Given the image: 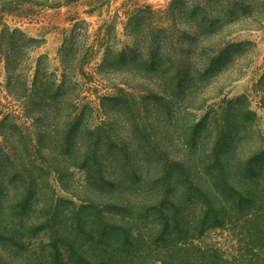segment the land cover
Wrapping results in <instances>:
<instances>
[{
	"label": "trees",
	"instance_id": "16d2710c",
	"mask_svg": "<svg viewBox=\"0 0 264 264\" xmlns=\"http://www.w3.org/2000/svg\"><path fill=\"white\" fill-rule=\"evenodd\" d=\"M26 5L62 7L58 0H0V264H228L196 242L229 220L258 238L262 247L253 251L264 253V154L258 156L264 150L247 161L241 153L254 113L244 96L209 104L216 97L205 93L248 53L252 43L233 40L228 30L262 27L264 0H172L164 10L145 6L132 13L133 45L119 63L150 71L140 73L148 83L141 93L156 109L164 102L173 116L195 118L165 152L153 149L154 159L138 150L142 139L130 141L132 147L124 138L121 149L105 121L91 126L85 119L90 104L82 109L88 98L76 77L87 78L107 35L93 41L85 20H69L60 75L49 77L41 61L32 74L30 53L42 41L3 20ZM95 97L106 114L109 104L127 109L136 102L118 85ZM193 111L205 115L196 120ZM68 163L86 173L79 190L85 196L74 194L79 204L57 198L48 180L70 182ZM39 232L49 238L45 257L30 252Z\"/></svg>",
	"mask_w": 264,
	"mask_h": 264
},
{
	"label": "rangeland",
	"instance_id": "374dc122",
	"mask_svg": "<svg viewBox=\"0 0 264 264\" xmlns=\"http://www.w3.org/2000/svg\"><path fill=\"white\" fill-rule=\"evenodd\" d=\"M58 1L62 3L61 8L26 5L17 11L14 9L10 14L5 13L3 16L4 23L11 29L19 28L29 37L42 41V45L30 53V61L26 69L31 68L30 72L33 74L35 66L41 61L42 69L47 71L49 77L59 76L62 68L61 50L64 46L65 30L71 27L69 20L75 22L85 20L88 25L82 27L89 31L93 41L98 39V35L102 37L104 34L107 35L105 43L102 44L101 48H98L95 56H92V61L85 70L87 78L80 75L76 77V82L79 83V91L88 98V101H83L81 106L90 104L86 109V121L89 122L90 118L89 124L91 123V126L99 125L101 121H105L106 126L104 127L110 129L106 134H115L121 149L124 138H127L126 144L130 141H136V138L142 139V145H138V150L143 158H146L148 152L152 154L153 159L156 158L153 149L156 148L158 153L165 152L166 146L169 147L175 139L179 140V137L183 135L182 133L189 132V126L195 118H191L190 115L183 118L178 113L173 116L171 109L168 108V105L165 106L164 102L161 104L162 106H159L161 108L156 109L158 106L153 104L152 99L150 100L148 97L143 99L146 95L141 93V90H144L148 83L141 80L140 73L150 74L149 70L135 68L130 63H119L120 55L133 45L132 34L134 35V33L132 31L134 29L129 26V18H131L132 13L137 8L145 6H152L155 10H164L172 0H103L101 7L96 8L93 14H89V12L94 10L98 0ZM229 31L233 34V40L251 42L252 45L248 47V53L240 57L236 64L229 68L230 71L223 72L221 75L218 74L213 78L214 81L208 86L205 93L216 97L211 99L209 104H218L223 99L236 100L243 96L246 97L245 106L254 113L253 122L255 123L254 127L251 126L247 130L246 149L244 152L241 149L242 156H245V161H247L252 158L253 153L258 154L261 152L259 150H264V24L262 27L251 29L237 25L229 28L228 33ZM117 85L134 95L136 102L133 104V100H131L132 104L127 109L113 108L111 104L107 103L109 104V114H106L101 110L100 101L95 96L110 94L113 92L114 86ZM82 86L84 89H81ZM134 87H139V89L136 90ZM94 90L97 92L96 94ZM187 104L180 106L184 110ZM193 112L198 117L196 120L205 115V111ZM141 124L147 130H138V125ZM156 140H158V145H156ZM152 142L155 146L150 145ZM130 143L134 147V142ZM263 154H258V156L263 157ZM121 155L120 152L119 158ZM103 159L105 169L112 170L108 169L111 167L110 161L108 162L105 157ZM120 159L124 161V157ZM160 160H162L161 165H164L165 159ZM134 162L135 160L131 161L130 164ZM144 165L147 167L146 162ZM67 167L70 168L73 176L70 182L65 183L66 189L56 175H51L48 180L55 188L57 198L75 201L79 204V200L74 197V194L79 198L85 196L79 190L82 191V188L86 187V173L74 168L69 163ZM254 241L256 243H253ZM257 242H259L258 238L251 237L249 231L241 229L235 221L229 220L222 228L210 229L196 244L207 246L214 253L216 249L219 257L227 259L228 264H264L263 250L253 251V247L258 246L259 249L261 246ZM48 244L49 238L45 233L39 232L32 239L29 246L32 250L30 252L39 253L40 257H45L50 252L49 246L47 247ZM131 253L133 255L139 254L138 252ZM148 260L146 264L149 262ZM149 264H161V262L152 259Z\"/></svg>",
	"mask_w": 264,
	"mask_h": 264
}]
</instances>
